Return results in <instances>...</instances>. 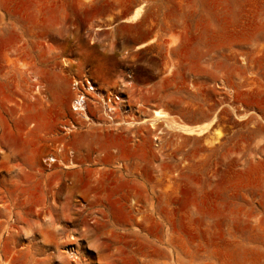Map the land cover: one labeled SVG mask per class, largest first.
I'll return each mask as SVG.
<instances>
[{"label":"rangeland","instance_id":"obj_1","mask_svg":"<svg viewBox=\"0 0 264 264\" xmlns=\"http://www.w3.org/2000/svg\"><path fill=\"white\" fill-rule=\"evenodd\" d=\"M52 23L45 81L7 62L26 82L0 112V264H264V0H0V28ZM71 76L129 112L76 115ZM157 110L206 130L126 124ZM149 235L200 253L149 260Z\"/></svg>","mask_w":264,"mask_h":264},{"label":"crops","instance_id":"obj_2","mask_svg":"<svg viewBox=\"0 0 264 264\" xmlns=\"http://www.w3.org/2000/svg\"><path fill=\"white\" fill-rule=\"evenodd\" d=\"M56 21L59 23L60 18L57 17ZM58 30L59 27L54 23H52V26H44L36 30H30V28H15L13 26L0 28V112L2 114H5L8 110H13V108L6 106V102H12L17 88L26 82L14 74L7 73L8 59L18 60L32 66L34 69L31 67V72L34 74L38 73L37 75L41 73L42 80L45 81L44 78L46 77L44 76L50 74V68L55 67L58 62V56L55 53L59 47V40L55 37ZM48 51H51V54H47ZM7 119L11 120V117L9 116ZM201 125L190 124L188 126L194 127ZM192 194H195V192H192ZM262 196L263 193L260 194L261 202ZM238 199L244 202L242 196H239ZM186 241L188 244L193 243L191 239ZM170 242L172 243V241ZM168 247L169 240L164 241L162 246L158 244L156 237L149 235V260H156L161 257L165 259L180 258L186 260L188 258H195L200 253V245L190 249L172 247V251L168 250Z\"/></svg>","mask_w":264,"mask_h":264},{"label":"built area","instance_id":"obj_3","mask_svg":"<svg viewBox=\"0 0 264 264\" xmlns=\"http://www.w3.org/2000/svg\"><path fill=\"white\" fill-rule=\"evenodd\" d=\"M30 81L33 89L31 99L35 100L38 96L42 95V93L44 94V83L41 81L40 77L33 74H30ZM69 88L71 92L70 110L76 115L81 116L84 114L90 119L92 118V111L99 107L101 110L96 111L102 113L110 123L112 122L115 124L118 116L120 118L122 115L129 112V107L125 105L123 95L120 92L107 95L105 92L98 89L90 79L71 76ZM54 150L58 153L61 151V148Z\"/></svg>","mask_w":264,"mask_h":264},{"label":"bare ground","instance_id":"obj_4","mask_svg":"<svg viewBox=\"0 0 264 264\" xmlns=\"http://www.w3.org/2000/svg\"><path fill=\"white\" fill-rule=\"evenodd\" d=\"M140 19H141V17L139 15V12H135V13H133L130 16L129 19L125 20L124 22L133 24V23L139 22ZM94 30L95 31H99V30H101V27L97 26V27H95ZM153 41L154 40H151L149 43H143L141 45H138L137 47H135V50L143 49V48L147 47L149 44H151ZM81 116L84 119L87 118V116L84 115V114H82ZM159 122H165L166 123L165 125L167 127H169L170 129H174L176 131H182V132H185L187 134H198V135H201L206 130L204 125L190 127V126H187V125L180 124L173 117L168 115L166 112H162V111H159V110L152 111V115H151L150 118H142V120H140L139 122L137 121V123L134 121V123L131 122V123H126V124H128L130 127H133V126H136V125H142V124H145V123H149L151 128L154 129L156 124L159 123ZM115 124H118V123H115ZM158 134H160V133H158ZM46 161L58 162L60 165H62L63 169L64 168L65 169H72V168H74L76 166L73 161H69L68 164H65L63 161H56V160L51 159V158H49L48 160H45L44 162H46ZM94 161L95 162H99V161L102 162V161H104V158L102 156H100L98 159L96 158ZM86 182H83V183L85 184ZM87 183L85 185H83L82 181H81V178H77L75 186L78 189H89V184H87ZM89 183H91V182L89 181ZM97 183L100 184V182H97ZM91 184L93 185L94 183H91ZM101 184H102V182H101ZM101 184L99 185L101 188L98 186V184H96V185L94 184L95 186L91 185L92 187L90 186L89 190H91V191L99 190L98 192H100L102 190ZM72 238H74V237L70 236L68 239L71 240ZM63 252H65L68 256H71L73 258H74L75 254H76L75 250L71 249V248H69V249L68 248H64Z\"/></svg>","mask_w":264,"mask_h":264}]
</instances>
